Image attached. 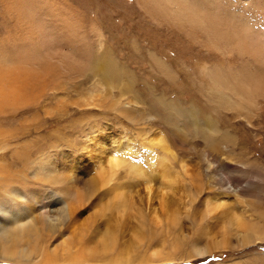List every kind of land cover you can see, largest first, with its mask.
<instances>
[{
	"label": "rangeland",
	"instance_id": "1",
	"mask_svg": "<svg viewBox=\"0 0 264 264\" xmlns=\"http://www.w3.org/2000/svg\"><path fill=\"white\" fill-rule=\"evenodd\" d=\"M237 20L264 0H0V208L33 225L0 264H264V236L221 238L233 214L264 233V99L212 80L252 67L220 39Z\"/></svg>",
	"mask_w": 264,
	"mask_h": 264
},
{
	"label": "bare ground",
	"instance_id": "2",
	"mask_svg": "<svg viewBox=\"0 0 264 264\" xmlns=\"http://www.w3.org/2000/svg\"><path fill=\"white\" fill-rule=\"evenodd\" d=\"M184 10H187L185 13V16L190 18L189 22L192 20L196 23H199L200 26L204 25V27H206L205 29L210 28V26H208V25H211L209 20H206V18L204 17L200 18V15L197 16L196 14H194L193 12L194 10L191 8L190 10L188 9H184ZM203 14L205 15V13ZM211 30L213 31V36H216V30L215 29H211ZM207 31H210V29H207L206 32ZM220 31L222 32V36L220 39H223L228 44H230V47L229 46L228 47L232 49L233 51L237 52V54H239V56H241L243 59L244 58L247 59L248 64L250 62L252 64V67L250 70H247L241 74H240V71L238 73L231 72L228 76L220 74L219 76L217 75L213 77V79L212 78L211 79L215 81V85L218 87V89H225L227 92L230 91L231 94H233L236 98H238V101H237L238 106L242 107L244 103H250L251 105L260 106L258 99L259 98L264 99V23L258 22V21L246 22L243 20L242 21L237 20V21L227 22V24H220ZM223 85L224 87H222ZM16 88L19 92V88L18 87ZM18 92L15 93V98L18 97ZM8 98H10V95H8ZM119 152L116 153L115 156L111 157L109 163H111L112 169L108 168V172L105 173L106 177L110 178L111 180L116 173L114 169L118 168L121 164L125 163V160L123 159V157L121 158L118 157ZM3 158H7V156L4 154ZM19 160H22V158L21 159L19 158ZM166 167L163 166V173L165 174L161 176L162 178L161 186H163L165 190L167 188V191H168V189L172 185H174V181H172V177H171L172 174ZM3 171L5 172L4 169L0 170V187L7 189L10 186H12L15 179H14V176L12 175L3 174ZM55 174H56V170L47 171L46 180H50L51 179L50 177ZM58 174H59L58 180H55V184H59V185L62 184V187H64L65 189L61 188L60 193L61 195L66 196L67 198L71 194H73V192L69 188H67L68 186L66 185V182H65L68 176L64 172L58 173ZM166 174L168 176H166ZM107 182H110V181H107ZM65 190H69V191L65 192ZM145 190H146V194H144L145 199L149 198V201H150L153 195L152 194L153 188L151 187V183L149 185H146ZM14 192L15 191L9 194V195H12L13 198L14 196H16V193ZM34 198H37V197L34 196ZM161 202L164 203V200H161ZM3 209L1 210L0 208V212L3 211L5 212V215L7 214L12 218L11 224H4L6 221L4 223L0 221V249L2 251H5L8 248L7 246L8 242L5 238L8 235L10 236L13 230L11 228L14 227V228H17L18 230L20 229L23 232H26L28 231L27 228L29 227L33 228V225H32V222L23 223L24 222L23 220L20 221L21 218L20 219L16 218L15 213L12 214L10 213L9 210L6 211V209L4 210ZM68 210L69 212L71 210L69 206H68ZM212 211L213 210L208 204V212H212ZM227 218H226L225 224H223L221 228L222 229L221 238H222L223 245H226L229 242H231L232 239L230 237L232 235L235 236L236 233H242V235L239 238V243L241 245H248L252 242L260 241L263 238L264 236V233H262L263 229L260 230V228H258V225L248 222L244 215L233 214L229 217L227 216ZM226 224L228 225L224 226ZM34 229L37 230L36 228ZM35 230L30 229L29 235L31 236V233L35 232ZM219 245H220V241H219ZM23 250L26 251L25 249ZM210 250L211 249H209V251ZM209 251H206V252H209Z\"/></svg>",
	"mask_w": 264,
	"mask_h": 264
}]
</instances>
